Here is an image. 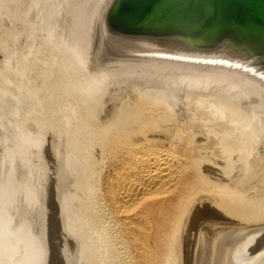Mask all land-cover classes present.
<instances>
[{"label":"bare ground","instance_id":"1","mask_svg":"<svg viewBox=\"0 0 264 264\" xmlns=\"http://www.w3.org/2000/svg\"><path fill=\"white\" fill-rule=\"evenodd\" d=\"M44 25L42 29L48 39L52 38L54 28L48 22ZM88 32H81L64 45L63 65L72 76H63L60 64L52 63L54 58L51 63L46 61L26 85H13L18 88L16 93L19 95L10 115L17 114L25 104L38 107L40 113L48 110L47 116L52 120L66 107V113L62 115L70 122L77 119L74 149L71 147L72 152L64 156L63 150L57 148V154L58 159L63 157L59 161H64L60 162L61 174L70 177V172H75L73 176L77 177L76 182L72 181L75 185L71 184L75 194L70 189L65 190V195L78 264H175L176 238L195 198L233 212L264 204V162L258 154L254 155L260 147L261 128L234 102L163 83H155L127 113L96 120L107 94L91 79L87 82L80 76L85 60L89 58L85 54L87 45L92 43ZM28 52L15 67H2L0 76H22L31 54ZM72 57L75 61H70ZM6 79L2 78L3 84ZM2 81L0 89L3 88ZM181 93L185 96L187 109L194 112L192 115L201 116V125L196 127L192 123V126L190 121L191 126H186L179 121L181 112L178 113L176 108ZM65 99L70 102L66 104ZM5 119L0 125L9 122ZM20 123L17 120L15 126ZM47 123L49 125L51 121ZM41 124L43 126V122ZM15 126L13 128H17ZM23 131L19 137L27 140L31 132L25 135ZM38 142L36 146L39 147ZM59 143L62 145L63 140ZM63 144L65 147L66 143ZM33 147H28V151ZM37 151L38 154L33 153L36 156L41 154L40 149ZM25 162L28 164L26 159ZM27 170L39 173L38 169L25 168L23 173ZM0 186L5 185L1 182ZM39 187L43 189V185ZM6 192L0 190V216L3 217L9 215L6 213L8 208L4 210L1 206ZM38 197L33 196L31 209H24L11 228L1 229L6 224L0 221L1 264H41L42 235L30 232L32 235H27L31 222L41 212H38ZM25 202L29 203L27 199ZM23 233L27 235L23 243L28 245L20 250L23 245H18Z\"/></svg>","mask_w":264,"mask_h":264},{"label":"water","instance_id":"2","mask_svg":"<svg viewBox=\"0 0 264 264\" xmlns=\"http://www.w3.org/2000/svg\"><path fill=\"white\" fill-rule=\"evenodd\" d=\"M71 0H0V69ZM90 79L107 94L96 120L127 113L155 84L234 102L264 131V0H92ZM18 94L0 96V122ZM43 154L41 264H78L58 160ZM0 138V169L15 163ZM264 162V142L256 151ZM175 264H264V204L233 212L195 198ZM1 264V251H0Z\"/></svg>","mask_w":264,"mask_h":264},{"label":"rangeland","instance_id":"3","mask_svg":"<svg viewBox=\"0 0 264 264\" xmlns=\"http://www.w3.org/2000/svg\"><path fill=\"white\" fill-rule=\"evenodd\" d=\"M92 11H93V9H92V1L91 0H71L70 1V3L69 4H67L65 7H63L62 9H61V11H59L52 19H50L49 21H48V23H49V25H51L53 28H54V32H53V37L52 38H49L48 39V37H47V33H46V31H44V29H41V30H43V31H41V33H40V35H39V38H38V43H37V45H36V48H35V50H34V53H33V55L32 54H29L30 52H28L29 51V49L26 47V49L24 50V52L22 51L21 53H19L15 58H13L8 64H6L5 66L6 67H4L3 66V68H7V67H15V65H17L16 64V62L18 63L19 62V60H21V58H23V57H26V53L28 52V54H29V59H28V66H27V69H26V72L24 73V74H22V76H16V75H13V76H11L10 78L8 77V76H0V81H2V78H5L6 79V77H7V79L5 80V82H4V84H3V81H2V87L3 88H1L0 89V96H5V94H8V92L10 93V95L11 94H17L16 92L18 91V88H16V87H14L13 85L14 84H16V85H19V86H21V85H23L24 86V84L26 85L27 84V81H29L30 79L32 80V77L34 76V74H35V72L37 71H40L39 69H40V67H42V65L46 62V61H49L50 63H51V60H53V58H54V60H55V62H53L52 61V63H54V64H56V63H58V64H60V67H61V70H62V75L63 76H65V77H70V76H72V72H70V70H68L67 68L68 67H66L65 65H63V61H64V53H65V50H63L64 49V45L66 44V42L68 43L69 41H71V38H73V37H75V36H77L78 34H80L81 32H85V34L88 32V33H91L92 32V24H91V22H92V18H91V16H92ZM91 19V20H90ZM90 22H89V21ZM45 26V25H44ZM44 26H43V28H44ZM88 26V27H87ZM89 26H90V28H89ZM84 34V35H85ZM50 44V46H49V44ZM63 44V45H62ZM41 47V48H40ZM87 49H86V56H88V57H86V58H88V59H86L85 60V68L83 67V69H85L84 71H83V69H81V66L79 65L78 66V68L79 69H81V71H80V76H83V77H85L84 79H86V81L87 82H91V80H90V73H91V69H90V63H91V60H90V58H91V46H90V44L89 45H87ZM39 49V50H38ZM28 50V51H27ZM27 51V52H26ZM64 51V52H63ZM22 57H21V56ZM48 58V59H47ZM30 60V61H29ZM32 60V61H31ZM89 60V61H88ZM39 61V62H38ZM43 61V62H42ZM70 61H75V57H72L71 58V60ZM35 67V68H34ZM38 68V69H37ZM31 69V70H30ZM35 69V70H34ZM88 74V75H87ZM20 77V78H19ZM26 80H25V79ZM9 79V80H8ZM24 80H25V82H24ZM7 81V82H6ZM15 81H17V82H15ZM11 82V83H10ZM1 83V82H0ZM7 84V85H6ZM14 87V88H12V86ZM7 86V87H6ZM8 86H10V87H8ZM12 89V90H11ZM17 89V90H16ZM5 90V91H4ZM3 91V92H2ZM183 93H181L180 94V97L182 96V98H181V100L179 101V103H178V105H177V108H176V111L178 112V113H180L179 115H178V117H179V121H181V123H185V125L187 126H191V125H189V123H190V121H191V123L190 124H194V126H199V125H201V123L200 122H202L201 120H200V117L201 116H193L194 114V112L192 113V111H190V109L188 110L187 108H189L187 105H186V101H184L185 99H184V95H182ZM71 99V98H70ZM70 99H65L64 101H66V104H68L70 101ZM15 100H17V99H15ZM14 100V103H13V105L11 106V108L8 110V112L5 114L6 116L4 117V118H6L4 121H9V122H3V124L5 123V125L3 126V125H0V138H3L4 140H6V141H9V142H12V143H15V146H18V150L15 152V163H14V165L12 164L10 167L9 166H7V167H4V168H1L0 169V185H1V182H2V185H5V186H0V190L1 189H5L7 192L6 193H4L3 194V202H2V205L1 206H3V209L4 210H6L7 208V210H6V213H8L9 215H7V218H6V215L3 217V216H0V221H3L4 222V224H6V226H3V227H1V229H3V230H7V229H9V228H11L14 224H16L18 221V218L16 219V217H20V215H22V214H20L21 212H23V210L24 209H26V208H30L31 207V205H30V203H32V198H33V196L35 195V196H39V194H42V195H40L38 198H40V199H38L37 198V203H39V204H37V207H39V210H38V212L39 211H41L40 213H38V215H37V217H35V219H34V221H32V222H34L35 223V225H34V223H33V225H32V222H31V227H29L28 229H27V235H29V236H31L33 233V235H39V236H41L42 235V225H43V220H42V213H43V209H41V207L43 208V205H42V201H43V190L39 187V186H41L42 187V185H43V165H44V162H43V154H44V152H42V151H44V144H45V142H46V139H47V137L49 138V139H51L54 143H57L58 145H57V148H60V149H62L63 151H61L63 154H64V156L65 155H68L70 152H72V149H74V147H75V140H76V138H77V135H75V134H77L76 132V130H77V119H74V120H71L72 122H70L69 120H67V118H65V116L64 115H62V114H64V113H66L65 112V110H66V107L65 108H63V110L64 111H61L60 113V116H58V117H56V119L55 120H52V118H50L49 116H47L49 113H48V110H47V112H43V111H46V109H44L43 111H41V113H40V110H39V108L37 107V108H33L32 106H25V104L24 105H22L21 106V108H23V109H19V111H18V113H21V114H19V115H17V114H12V115H10L11 114V112L13 113V108H15V106H16V104L18 103V101L16 102ZM67 101H69V102H67ZM181 102V103H180ZM183 103V104H182ZM180 104H182V105H180ZM24 106V107H23ZM187 106V107H186ZM31 107H32V109H31ZM34 109V110H33ZM30 110H33V113L32 112H30ZM20 111H22V112H20ZM28 111V112H27ZM30 112V114H28ZM24 114V115H23ZM27 114V115H26ZM193 114V115H192ZM192 116V117H191ZM17 117H19V118H17ZM46 119H45V118ZM47 117H49V119L47 118ZM193 117H196V118H193ZM26 118L28 119V120H26ZM44 118V119H43ZM199 120H198V119ZM8 119H10V120H8ZM20 119V120H19ZM25 119V121L23 122V120ZM180 119H182V120H180ZM187 119V120H186ZM190 119V120H189ZM199 121H197V120ZM17 120L19 121V122H22V123H20L19 125L20 126H15V124L17 123ZM27 121V123H25ZM28 121H30V122H28ZM39 121V122H38ZM41 121V122H40ZM50 122L51 121V123H49V125H48V123L47 122ZM54 121V123H52ZM59 122V124H58V122ZM73 121H75V122H73ZM188 121V122H187ZM13 122H14V125H13ZM16 122V123H15ZM34 122V123H33ZM43 122V126H41L42 123ZM196 122V123H195ZM29 123H30V125H29ZM187 123V124H186ZM199 123V124H198ZM29 126H27V125ZM36 124H38V126L36 125ZM40 124V125H39ZM53 124V125H52ZM57 124V125H56ZM193 124H192V126H193ZM10 125V126H9ZM22 125H24V126H22ZM50 125H52V126H50ZM58 125H60V127H58ZM12 126V127H11ZM17 127V128H13V127ZM49 126V127H48ZM7 127V128H6ZM18 127H21L22 129H19ZM27 127L28 128H30V130H32V132L30 133L29 132V130L27 129ZM39 129H38V128ZM54 127V128H53ZM74 127V128H73ZM35 130H33V129ZM9 129V130H8ZM13 129V130H12ZM17 129V130H16ZM41 129V130H40ZM44 129V130H43ZM47 129V130H46ZM48 129L50 130V131H48ZM58 129V130H57ZM16 130V132H14ZM21 130L23 131V133L26 135V132H29V133H27V134H29V135H27V140L26 139H21L19 136L21 135ZM27 130V131H26ZM37 130V131H36ZM43 130V132H41ZM54 130V131H53ZM67 130V131H66ZM57 131V132H56ZM259 131H260V134H261V136L259 137V139H260V146L263 144V142H264V132H263V130L261 129H259ZM21 132V133H20ZM37 132H38V134H39V136H38V134H37ZM40 132V133H39ZM51 132H53V133H51ZM55 132V133H54ZM58 132H60L61 134L59 135L58 134ZM66 133V134H62V133ZM32 133H35V134H32ZM44 133V134H43ZM75 133V134H74ZM19 134V135H18ZM49 134H50V136H49ZM56 136H55V135ZM47 137H46V136ZM59 135V136H58ZM67 135V136H66ZM72 135H74V136H72ZM31 136H34L33 138L31 137ZM38 136V137H37ZM45 136V137H44ZM63 136V137H62ZM31 137V138H30ZM53 137H55V139L53 138ZM59 137V138H58ZM61 137L62 138H65V139H61ZM76 137V138H75ZM30 138V139H29ZM36 138H38V139H36ZM67 138V139H66ZM32 139V140H31ZM40 139V140H39ZM23 140H25V141H23ZM30 140V142H28ZM34 140H36L35 141V143H32V142H34ZM43 140V141H42ZM57 140V141H56ZM60 140V141H59ZM63 140V143L65 142L66 143V148L64 147V144L62 143V145H60L61 143H59V142H61ZM28 142V144H27V142ZM38 141H40V142H38ZM26 142V143H25ZM37 142L38 143H40L39 144V147L38 146H36V145H38L37 144ZM32 144H34V147L36 146L37 147V149H35L34 150V147H33V145ZM42 145H43V148H41L42 147ZM56 145V144H55ZM69 145V146H68ZM19 146L26 152L27 151V153H25V152H23V150H21V148L19 149ZM62 146V147H61ZM26 148V149H24V148ZM31 148L32 149V147H33V150H29L28 151V149L29 148ZM63 147L65 148V149H63ZM71 147H73L72 149H71ZM260 148V147H259ZM40 149V151H39V154L40 155H38V156H36V155H34L33 153H35V154H38L37 152V150H39ZM66 150H67V152H66ZM20 151V152H19ZM257 151V150H256ZM21 153H23L24 155L23 156H20L19 154H21ZM43 153V154H42ZM29 154V155H31V156H29L28 155V157H26L27 155ZM255 154H257V152H254V155ZM259 155V154H258ZM20 156V158H18ZM25 156V157H24ZM23 157H24V160H23ZM35 157L37 158L38 157V159H35ZM63 159V157H60L59 159ZM25 159H26V161H27V163L28 164H26V162H25ZM58 159V160H59ZM21 160V161H20ZM36 162H35V161ZM18 161V162H17ZM33 161V162H32ZM21 162V163H20ZM61 163H63L64 161H60ZM31 163V164H30ZM32 163H36V165L35 164H32ZM43 164V165H42ZM61 165V164H60ZM27 167V168H26ZM24 168H25V170L26 169H32V170H34V171H37V170H35V169H38L39 170V173L37 172H33V171H25L24 173H23V171H24ZM27 172V173H26ZM33 172V175H34V177H33V175L31 174ZM26 173V175H28L27 177H25L26 175H24ZM75 173V172H74ZM73 172H70V177H68V176H66L65 177V175H62V178L65 180H63V182L66 184V182H67V180H68V183L66 184L67 186H69L68 187V189H67V186L64 184V187H66L65 188V190H70L71 189V192H72V190H75V189H73L74 188V185H75V183L74 182H76V179H77V177L76 176H73V175H76V173L74 174ZM37 174H39V175H37L38 176V178H36V175ZM32 175V177H30ZM74 178H73V177ZM27 178H29V179H27ZM34 178H35V181H34ZM39 181H38V180ZM71 179V180H70ZM74 179V180H73ZM8 180H10V182H8ZM27 180H29L28 182H26ZM3 181H6V182H3ZM25 181V182H24ZM33 181V182H32ZM38 181V182H37ZM69 181H71V183H69ZM72 181H74V182H72ZM8 185H7V184ZM24 183H27V184H24ZM33 183H37V184H34V185H32ZM30 184V185H29ZM38 184H39V186H38ZM42 184V185H41ZM69 184V185H68ZM71 184H74V185H72L71 186ZM28 186V188H27V186ZM26 186V187H25ZM32 187L31 189H30V187ZM36 186H38L39 187V190L37 189V190H34V189H36V188H38V187H36ZM26 188V189H25ZM43 188V187H42ZM32 189H33V191H32ZM26 190H27V192H26ZM38 191V193H36ZM33 192H35V193H33ZM76 192V191H75ZM30 193V194H29ZM74 192H72V194H73ZM38 194V195H37ZM75 194V193H74ZM28 195V197H29V195L31 196V195H33V196H31V197H29V198H27L26 196ZM13 196V197H12ZM41 196H42V198H41ZM9 197H11V200H10V198ZM15 197V198H14ZM12 198H14V199H12ZM26 199L28 200V202L29 203H27V202H25L26 201ZM31 201H30V200ZM41 200V201H40ZM41 202V203H40ZM39 205V206H38ZM26 206H29V207H26ZM11 210V212L9 213V211ZM31 209V208H30ZM36 210V211H37ZM0 213H1V210H0ZM12 213V214H11ZM9 216V217H8ZM1 218H3V220H1ZM5 218V219H4ZM15 220H16V223H15ZM34 226H36V227H38V228H36V227H34ZM31 228H34V229H31ZM36 229V230H35ZM30 230V231H29ZM38 230H39V232H38ZM32 231H34V232H32ZM36 231V232H35ZM32 233L31 235H30V233ZM35 233H37V234H35ZM27 235H25V233H23L22 234V238L20 239V241H19V245L18 246H20V245H23V246H21L20 247V250H23L24 249V247H26L28 244L26 243V246H25V244L23 243L24 241H25V238H26V236ZM43 236V235H42ZM42 238V237H41Z\"/></svg>","mask_w":264,"mask_h":264}]
</instances>
